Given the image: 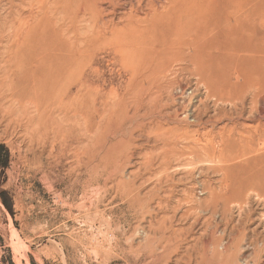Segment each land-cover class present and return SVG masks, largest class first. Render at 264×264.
Segmentation results:
<instances>
[{"label": "rangeland", "instance_id": "obj_1", "mask_svg": "<svg viewBox=\"0 0 264 264\" xmlns=\"http://www.w3.org/2000/svg\"><path fill=\"white\" fill-rule=\"evenodd\" d=\"M27 1L0 0L2 45L36 22ZM240 1L264 13V0ZM224 17L115 21L120 34L94 44L91 21H58V69L26 65L9 84L0 47V264H264V86L227 93L236 21ZM189 42L223 44L220 63L187 62ZM221 133L247 141L225 148L226 164Z\"/></svg>", "mask_w": 264, "mask_h": 264}, {"label": "bare ground", "instance_id": "obj_2", "mask_svg": "<svg viewBox=\"0 0 264 264\" xmlns=\"http://www.w3.org/2000/svg\"><path fill=\"white\" fill-rule=\"evenodd\" d=\"M56 1H59V0H56ZM137 1L136 0H81V2H80L81 4L78 7L77 12L74 11L73 8H71L72 6L70 7V5H72V4H69V3L65 5V6L68 5L69 9L67 8L66 11L62 12L59 8H61L63 6L59 7L60 5L58 6L57 4L51 5L49 0H39V2H37V3H40V5H37V6H40V10L38 11L39 13L32 17V21H36V22H34L33 25L29 28V30L26 34V38H23L22 36H20V34H17L15 40L12 41L13 44L11 42L10 43L12 45H10L8 43L11 47H9V45L6 46L4 44L6 46L5 50L7 52V54H5L6 57H5V55H3L5 57V58L3 57V61L5 60L4 65H3L5 70L2 69L6 74V80L5 81H7V83L9 80L12 82L14 77L17 76L16 73L20 74L23 72L25 75L26 74V65L30 68H34L35 70H41L42 74H45V71L47 68L50 70H54V71H56L58 69L57 65H56L57 60H58V54H60L58 52H60L61 47H63V46L60 47V45H59V43H60L59 37L62 35H61V32L59 30H57V28H56V23H58V21H74V22H76V21L90 22L91 21L92 24L90 25V27L87 25L89 27V29H86V30H88L86 32V37L89 35L87 43L94 44V43H98V42L101 43V41L99 39L102 37L103 34L106 35L108 32H111L113 34H120V32L122 31L123 28H119V26L115 23V21H131V22L132 21H155V23H158L160 21H164L166 25H168L169 24L168 22H170V21H172V22L173 21H186L185 24L188 23V25H189V23H191L190 25H192V23H197V22L198 23L200 22V24H202L201 22H203V21H208V22L209 21H219L220 12L223 11L225 13L224 18L226 19V21H230V22L236 21L235 23H229L228 22V25L225 24V25H227L225 27V32H227L229 35H231L233 37V43L232 44L235 45L234 50H233L234 55L232 57L233 67H234L232 72L234 73L233 74L234 81H232V79L226 80V82L229 81L228 84L231 83L233 86L230 90H227V93L231 95L233 92H235L241 86H243L242 87L243 89L241 90L243 92L245 85H248L249 88L252 87V85H253V87H252L253 89L255 87L258 89L259 86L260 87L264 86V13H261V14L257 15V17H254V14H252V9H251L248 1L242 2L240 0H165L166 2L160 3L159 7L152 4L150 6H147L145 9L142 8L143 6L140 7V5L138 4ZM27 2L30 3L29 0ZM259 6H264V3H260L257 7H259ZM259 8H258V10H259ZM76 10H77V8H76ZM239 10L243 11L242 13H240V15H239ZM68 11H70V14L71 13L72 14L71 15H69V13L67 14ZM74 12H76V13H74ZM256 12H257V10H256ZM256 20H258V21H256ZM45 21H46V24H44L43 28L37 27L38 23L45 22ZM137 24H138V22H137ZM78 25H80V24H78ZM188 25L186 24V27L189 28L190 25L189 26ZM200 26L202 27V25H200ZM200 26H199V28H200ZM86 27H84V28H86ZM131 27H133V26H131ZM190 27H192V26H190ZM204 27H206V25H204ZM214 28L216 29L215 26H214ZM133 29L135 31L134 27H133ZM205 30H207V29H205ZM220 30H221V27H220ZM13 33H15V32H13ZM80 33L81 32H79V34ZM221 33L222 32H220L219 34H221ZM211 35H213V34H210V36ZM227 35L225 34L226 37H228ZM5 38H4V41H5ZM69 38H71V37H69ZM218 38H219V36H218ZM8 39H9V37H8ZM193 39L194 38H191L192 41H193ZM2 41L3 40L0 41V47L4 46V45H2ZM197 41H198V44L200 42L199 45H201L202 41L194 40V42H197ZM106 42H107V40H106ZM187 42H188V40H187ZM187 42H185V43H187ZM194 42H192V43H194ZM203 42H204V40H203ZM85 43H86V41H85ZM192 43L189 42V44H192ZM72 44H75L77 47L78 43L77 44L75 42L71 43L70 45H68V47L69 46H70V48L72 47L71 50H70V48L68 50V47H67V49L65 48V50H67L69 53V51H72V49H73L74 52L76 51V54L81 53V55H82L83 51L78 52L79 50L78 51H77V49L75 50L73 48L74 45H72ZM183 44H184V42H183ZM183 44H181V45H183ZM171 45L173 46L174 49H176L174 47L175 45H173V44H170V48H168V49L172 48ZM178 45H179V43H178ZM207 45L208 46L202 45L203 47H200L197 44L193 45V47L195 46L194 48L196 50V53L198 51L199 55H197L198 54L197 53L191 57L188 54V57L190 56L189 60L187 61V59H185V61L191 62L194 65L197 64V65H199V67L201 64L202 67L209 68V69L213 68L214 63L217 61L219 62L221 59L220 56H217L214 54H217L218 51L222 50L221 45L223 46V44H221V43L212 44L211 42H209ZM102 46H104V45H102ZM188 47H189V45H188ZM177 48L179 49L178 46H177ZM184 48L186 50L190 49V48H186V45ZM195 50H194V53H195ZM177 51H179L180 53L182 52L180 50H177ZM192 51H193V49H192ZM173 52H175V51H173ZM180 53H177L178 55L175 53V55H177L178 57H181ZM182 54L184 56L187 53L185 54L184 52H182ZM67 55H69V54H67ZM81 55H80V57H81ZM59 56H61V55H59ZM71 56H73V55H71ZM68 58L69 57H67L66 59L68 60ZM201 58H202V60L200 61ZM69 59H71V58H69ZM73 59H75V58L73 57ZM218 62H217V64H218ZM61 65H62V63H61ZM0 66L2 68V65H0ZM218 66L220 67V64ZM17 71H19V72H17ZM58 72H61V71H58ZM192 72L193 71H191V73ZM229 72H231V71H229ZM33 73H35V72H33ZM55 74H56V72H55ZM2 75H3V73H2ZM0 76H1V74H0ZM53 80L55 81V79H53ZM57 80L58 79H56V81ZM255 84H257L259 86H256ZM246 88H247V86H246ZM248 90H251V89H248ZM259 91H260L259 93L262 94L261 93L262 90H259ZM242 92H239V93H242ZM227 93H225V94L227 95ZM263 93H264V90H263ZM260 94L258 95L259 97L261 96ZM255 96H256V94H255ZM224 98L226 99L225 95H224ZM227 98H229V97H227ZM231 98H233V97H231ZM174 137H176V136H174ZM245 138L243 136L242 139H245ZM219 139H220L219 145L221 147V149L219 150L220 151V159H221V161H223L220 163L230 162L231 160L236 159L237 157H234V155L226 156L224 154V150L228 146H234V145L236 146L237 141L241 144V143H243L244 140H242L240 138L238 139V137L236 138V137H232L230 135L228 136L225 133H221L219 136ZM231 139L232 140L235 139L234 141H232L233 142L232 145L230 144L232 142L229 143V140H231ZM180 140H181V138H180ZM194 140H196V139H194ZM244 142H247V141H244ZM164 147H165V145H164ZM239 147H241V146H239ZM174 148H173V150H174ZM224 164H226V163H224ZM189 165H190V162H189ZM219 171H222L221 173H223V170H219ZM224 173H226V172H224ZM224 173H223V176H224ZM223 176H222V178H223ZM250 181H251V179H250ZM225 186H228V184ZM221 188H222V186H221ZM224 191H225V189H224ZM249 193H248V195H249ZM251 193L253 196V193L255 194L256 192L253 191ZM221 194H223V192H221ZM224 195H225V193H224ZM256 196H257V194H256ZM224 198H227V197H224ZM224 200H219V201L223 202ZM226 203L227 202H225V204Z\"/></svg>", "mask_w": 264, "mask_h": 264}]
</instances>
